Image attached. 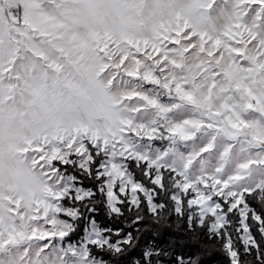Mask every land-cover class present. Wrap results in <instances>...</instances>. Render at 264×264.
Segmentation results:
<instances>
[{"label": "snow or ice", "instance_id": "obj_1", "mask_svg": "<svg viewBox=\"0 0 264 264\" xmlns=\"http://www.w3.org/2000/svg\"><path fill=\"white\" fill-rule=\"evenodd\" d=\"M100 153L113 200L127 164L214 217L264 199V0H0V264H87L58 177Z\"/></svg>", "mask_w": 264, "mask_h": 264}, {"label": "trees", "instance_id": "obj_2", "mask_svg": "<svg viewBox=\"0 0 264 264\" xmlns=\"http://www.w3.org/2000/svg\"><path fill=\"white\" fill-rule=\"evenodd\" d=\"M94 161L86 170L76 163H68L61 171L76 187L91 192L84 200L71 198L63 202L66 211L80 214L71 217L68 241L78 244L93 220L111 244L119 245L117 248L91 245L90 255L99 264H264V199L254 195L246 201L250 208L247 224L255 242L247 248L241 238L237 212H227L228 224L220 233H213V218L208 216L201 221L200 216H192L186 200L182 209L176 210L174 179L165 174L164 186L159 187L145 176L142 165H132L131 171L137 181L153 191L158 209L152 211L147 199L141 196L137 206L124 200L119 212L111 213L99 155ZM229 242L231 249L227 247Z\"/></svg>", "mask_w": 264, "mask_h": 264}, {"label": "rangeland", "instance_id": "obj_3", "mask_svg": "<svg viewBox=\"0 0 264 264\" xmlns=\"http://www.w3.org/2000/svg\"><path fill=\"white\" fill-rule=\"evenodd\" d=\"M154 143L160 144L161 142L156 141ZM99 157H100V163H101L100 164L101 173L105 178L104 191H105L106 197H107V206H108V209L111 213H118L120 210V204L122 202H124V200H128V202H130L131 205L137 206L140 202L141 196H144L147 199L152 211H156L158 209V205H156V203L154 201L153 191L147 189L141 182H139L135 179V176L131 171L132 164H127L124 166L126 169L128 179H130L132 181V183L139 185L143 189V191L133 194L130 190V187H128V190L126 191V193L121 195L120 194V188L121 187H127V185L126 184L122 185L121 183L118 182L117 184L114 185V188H115L116 194H117V198L115 200L110 198L108 195V192L110 191L109 185L112 184V178L109 177L106 173H107V170H108L110 164L112 163V160H111V157L107 153H100ZM69 163H76L79 167H81L84 170L88 169L90 166V164L85 159H83L82 157H77V156H73L70 159ZM58 178L62 181V185H61L62 187L67 188V189H68V187H70V189L72 191L74 190L73 192L71 191V193H72L71 198H75L76 201L77 200L81 201V200H84V199L90 197L91 192L89 190H85V189L76 187L74 185V183L72 182V179L65 176L63 174V171L60 170ZM174 187H175V192L173 194V199L176 203V210L177 211H180L182 209V207L184 205V201L186 200V204L188 205V207L191 208L192 216H194V215L200 216V218L202 219L201 221H204L208 216H211L213 218V222H212V226H211V232H213V233H220V231L222 229H224L226 227V225L228 224L227 212L231 213V212L235 211L240 216L239 230L241 231V238H242L243 243L245 244V246L247 248L249 246L255 244L254 238H253L252 233L250 231V228L247 224V217H248V213L250 211V208L248 205L246 208L241 207V208L229 211V205L228 204H225L222 201L217 200L218 198L214 197L212 200V204L215 205L216 203H220L221 208L223 209L222 212L218 213L214 217V216L208 214L207 212H205L199 206L191 203V200L193 199L191 190H190L189 194L183 193L181 191V189L179 187H177L176 181H175ZM79 197H83V199H80ZM70 213H72V216H71L72 218H76L80 215L76 212H73V210ZM70 221H72V220L70 219ZM220 223H222L224 225V227L222 229H218V227H217V225ZM69 229H70V227H69ZM95 241H99L100 243L99 244L93 243ZM91 245H98V246L108 245V246H114L116 248L119 247V245L110 243L109 238L107 236H105L104 231L101 228H99L98 224L95 223L93 220L88 223L87 228H86L84 234L82 235V237L80 238V242L78 244L71 243L68 240L66 241V246H71V247L75 248L81 254H84L85 252H87L89 254L87 264H99L100 263L99 260H96L95 258H93L90 255V246ZM227 247H228V249H231V242L228 243ZM233 259L235 260L234 257H233Z\"/></svg>", "mask_w": 264, "mask_h": 264}, {"label": "built area", "instance_id": "obj_4", "mask_svg": "<svg viewBox=\"0 0 264 264\" xmlns=\"http://www.w3.org/2000/svg\"><path fill=\"white\" fill-rule=\"evenodd\" d=\"M235 258V257H234Z\"/></svg>", "mask_w": 264, "mask_h": 264}]
</instances>
